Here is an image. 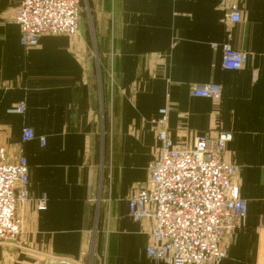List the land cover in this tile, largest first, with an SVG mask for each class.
<instances>
[{"label": "crops", "instance_id": "obj_1", "mask_svg": "<svg viewBox=\"0 0 264 264\" xmlns=\"http://www.w3.org/2000/svg\"><path fill=\"white\" fill-rule=\"evenodd\" d=\"M231 1L235 24L218 0H81L87 21L72 42L42 35L25 50L17 5L0 0V145L27 160L30 197L46 199L44 210L18 204L20 234L0 244V264H154L151 223L133 222L126 201L148 180L164 107L176 146L232 134L225 160L238 167L246 216L220 264H264V0ZM221 44L245 53L239 71L222 69ZM207 83L220 100L191 96ZM19 103L24 114L7 113ZM23 127L34 139L21 144Z\"/></svg>", "mask_w": 264, "mask_h": 264}, {"label": "built area", "instance_id": "obj_2", "mask_svg": "<svg viewBox=\"0 0 264 264\" xmlns=\"http://www.w3.org/2000/svg\"><path fill=\"white\" fill-rule=\"evenodd\" d=\"M9 1L17 5L14 23L25 50L34 48L42 35H64L69 42L78 36L81 0ZM218 3L224 22L240 21L236 3ZM220 52L223 70L242 68L245 53L228 44H221ZM114 57L118 55L111 52V63ZM190 94L218 101L222 91L219 85L207 83L191 86ZM24 111V103H19L7 113L22 115ZM158 114L159 151L147 167L146 184L127 198V215L133 222L151 223L145 255L152 263L220 264L226 257L228 241L246 216V204L239 195L238 167L225 160L232 134L218 131L196 137L191 146H176L167 135L168 108H161ZM33 139V130L23 127L20 143ZM39 141L44 144V139ZM27 184V160L20 156L11 162L0 145V244L14 242L20 234L18 204H34L37 210L46 207L45 198L30 197ZM261 226L264 228V223Z\"/></svg>", "mask_w": 264, "mask_h": 264}, {"label": "rangeland", "instance_id": "obj_3", "mask_svg": "<svg viewBox=\"0 0 264 264\" xmlns=\"http://www.w3.org/2000/svg\"><path fill=\"white\" fill-rule=\"evenodd\" d=\"M81 8H82V13H81V17H80V24L81 23H84V24H86V17H85V11H84V9H83V7H82V3H81ZM98 63V62H97ZM96 74H98L97 75V78H98V80H99V78H101L100 79V81H101V85H102V82H103V79H102V76H101V71H99V70H97V73ZM102 89V91H100L101 92V94L103 95L102 96V98H104V96H105V91L103 90V88H101ZM107 105H106V103H105V100H104V104L102 105V108H101V110H100V114L102 115V116H106L107 115ZM105 122V121H104ZM91 259H92V257H91ZM90 259V257L89 258H87L86 259V261H85V263L84 264H93V260H91ZM89 261V262H88Z\"/></svg>", "mask_w": 264, "mask_h": 264}]
</instances>
